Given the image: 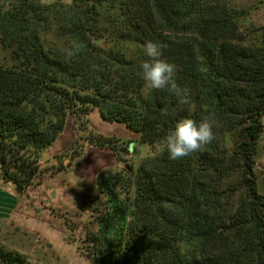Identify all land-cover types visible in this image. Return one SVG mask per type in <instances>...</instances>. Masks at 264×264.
<instances>
[{"label":"trees","instance_id":"trees-1","mask_svg":"<svg viewBox=\"0 0 264 264\" xmlns=\"http://www.w3.org/2000/svg\"><path fill=\"white\" fill-rule=\"evenodd\" d=\"M51 18L69 47L45 48ZM108 37L113 47L105 51ZM148 41L164 46L177 84L188 90L186 102L166 89L145 88L140 64ZM0 52L12 62L0 63V178L16 192L34 184L43 154L77 104L134 131L152 151L125 173L123 201L110 181L115 177L97 175L114 219L90 241L92 256L84 255L90 264L102 258L264 264V198L254 172L264 126V43L246 42L231 6L223 0H4ZM182 118L213 121L215 139L171 160L156 148ZM113 140L89 142L117 156ZM0 264L29 263L0 247Z\"/></svg>","mask_w":264,"mask_h":264},{"label":"rangeland","instance_id":"rangeland-1","mask_svg":"<svg viewBox=\"0 0 264 264\" xmlns=\"http://www.w3.org/2000/svg\"><path fill=\"white\" fill-rule=\"evenodd\" d=\"M25 1L41 5L56 2ZM223 1L231 6V16L236 18L246 42L264 43V0ZM238 11L243 16L234 14ZM50 21L51 31L43 38L45 48L69 47L71 41L59 32L57 21L53 18ZM106 41L104 49L108 51L113 46L109 37ZM0 63L12 64L6 52H0ZM73 113L63 133L48 150L49 156L43 158L40 175L25 194L16 192L0 178V247L21 255L29 264H90L84 256L87 253L92 256L90 241L101 233L109 219H114L108 198L96 185L97 175L115 177L110 181L123 201L129 196L123 182L125 173L135 171L142 160L152 156L150 148L139 144L134 131L116 123H109L111 128H106L108 122L96 109L77 104ZM262 121L264 124V118ZM98 136L114 138L117 156L108 149L100 152L98 147L90 146L89 141ZM76 159L79 161L74 163L73 172L67 174ZM254 162L257 190L264 198V126ZM111 228L114 230L112 224ZM99 260L101 264H113L108 259Z\"/></svg>","mask_w":264,"mask_h":264},{"label":"clouds","instance_id":"clouds-1","mask_svg":"<svg viewBox=\"0 0 264 264\" xmlns=\"http://www.w3.org/2000/svg\"><path fill=\"white\" fill-rule=\"evenodd\" d=\"M163 45L148 41L144 46L147 59L140 64L142 79L148 90H164L176 95L180 102H186L187 89L181 88L176 82V67L163 58ZM74 55L69 52L68 56ZM167 115V109H162ZM215 139L214 123L209 119L199 122L192 118H182L176 122L163 140V148L157 146V153L166 150L171 160H179L193 152L201 151Z\"/></svg>","mask_w":264,"mask_h":264},{"label":"crops","instance_id":"crops-1","mask_svg":"<svg viewBox=\"0 0 264 264\" xmlns=\"http://www.w3.org/2000/svg\"><path fill=\"white\" fill-rule=\"evenodd\" d=\"M101 122H102V121H101ZM100 124H101V123H100ZM104 124H106V122H105ZM108 124H109V123H107V125H104V126H105L106 128H108V127H110V125H112V124H110V125H108ZM107 126H108V127H107ZM110 128H111V127H110ZM124 128H125V127H124ZM53 147H54V146H53ZM66 149H67V146H66V148H64V150H63V149H62L61 151L58 150V154L61 153L62 151H65ZM90 149H91V148H90ZM97 150L100 151V152H101V151H104V150L107 151V149H103V148H100V149L98 148ZM98 154H99V153H98ZM45 156H49V151H48L47 153L43 154V156H42V158H41V162L43 161V158H44ZM51 158H52L51 161H54L53 156H51ZM78 159H79V158H78ZM46 161H47V160H46ZM77 161H79V160L76 159L75 161L72 162V165H71L70 168H69L70 170L67 171V174H70V173L73 172V170H74L73 168H74V166H75L74 163H76ZM65 173H66V172H65Z\"/></svg>","mask_w":264,"mask_h":264}]
</instances>
